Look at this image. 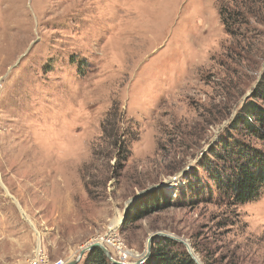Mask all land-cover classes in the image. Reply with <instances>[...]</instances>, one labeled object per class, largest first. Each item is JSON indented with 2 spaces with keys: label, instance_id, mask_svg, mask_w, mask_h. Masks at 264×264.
Returning a JSON list of instances; mask_svg holds the SVG:
<instances>
[{
  "label": "rangeland",
  "instance_id": "374dc122",
  "mask_svg": "<svg viewBox=\"0 0 264 264\" xmlns=\"http://www.w3.org/2000/svg\"><path fill=\"white\" fill-rule=\"evenodd\" d=\"M263 76L264 0H0V264L75 263L115 219L127 262L164 233L264 264V191L230 208L202 167Z\"/></svg>",
  "mask_w": 264,
  "mask_h": 264
},
{
  "label": "trees",
  "instance_id": "16d2710c",
  "mask_svg": "<svg viewBox=\"0 0 264 264\" xmlns=\"http://www.w3.org/2000/svg\"><path fill=\"white\" fill-rule=\"evenodd\" d=\"M227 129L228 134L220 141V148L218 151L211 150L210 159L202 167L208 181L214 185L217 200L225 201L228 207L234 208L258 200L264 191V76L253 90L251 99L242 105ZM128 130H123L125 135ZM123 132L118 128L116 137L121 138ZM124 149L127 160L128 150ZM154 191L146 196L154 198ZM210 195H213L211 189ZM161 199L160 196L156 203L152 199L151 203L129 207L123 227L162 211L165 204H161ZM84 264L114 263L101 249L95 248L86 254ZM144 264L196 263L180 243L161 238L154 243L151 257Z\"/></svg>",
  "mask_w": 264,
  "mask_h": 264
},
{
  "label": "water",
  "instance_id": "95a60500",
  "mask_svg": "<svg viewBox=\"0 0 264 264\" xmlns=\"http://www.w3.org/2000/svg\"><path fill=\"white\" fill-rule=\"evenodd\" d=\"M157 187L158 186H152L149 189L138 193L134 198H132L128 202V206L131 205L132 203L136 202L138 199H140L144 195L156 190ZM124 220H125V217L122 220V224L124 223ZM159 238H170V239H172V240H174V241H176V242H178L180 244H183L186 247L187 252L190 254L192 259L195 261V263L196 264H201L199 262L198 258L196 257V255L194 254L191 246L187 242H185V241H183V240H181L179 238H176L174 236H170V235L164 234V233H157V234L151 236V238L148 241V248H147L146 254L144 255V257L140 258L138 261L133 262V263L132 262H121L119 260H116L113 257L112 253L110 252V250L108 249V247H106L104 244H101V243H98V242H94V243H92L90 245H87L85 248H83L81 250V252H80V254H79V256H78V258H77L75 263L71 262L69 264H77L78 262L81 261V259L84 257V255H86L88 252H90L91 250H93L95 248L101 249L104 252V254L107 256V258L114 264H144L148 260V258L151 256V250H152V245H153L154 240L159 239Z\"/></svg>",
  "mask_w": 264,
  "mask_h": 264
},
{
  "label": "built area",
  "instance_id": "2783aa9c",
  "mask_svg": "<svg viewBox=\"0 0 264 264\" xmlns=\"http://www.w3.org/2000/svg\"><path fill=\"white\" fill-rule=\"evenodd\" d=\"M116 231H118V228L114 231L109 230V233L106 234L104 237H101L100 239L95 240V242H103L104 245H107L111 250H113L114 257L121 261V262H127V260L133 256V253H131L125 245L118 239L116 236ZM135 256V255H134ZM63 260H58L52 262L47 254L44 253L43 250H38L35 252L34 256L25 261L23 264H65Z\"/></svg>",
  "mask_w": 264,
  "mask_h": 264
},
{
  "label": "bare ground",
  "instance_id": "6f19581e",
  "mask_svg": "<svg viewBox=\"0 0 264 264\" xmlns=\"http://www.w3.org/2000/svg\"><path fill=\"white\" fill-rule=\"evenodd\" d=\"M120 223H121V220H120V219H115V220L112 222V224H111L110 230H111V231H114L115 229H117V228L119 227ZM98 243L103 244V242H98Z\"/></svg>",
  "mask_w": 264,
  "mask_h": 264
}]
</instances>
